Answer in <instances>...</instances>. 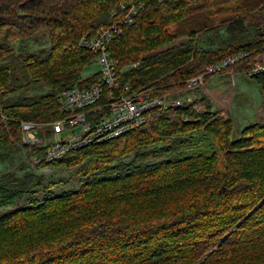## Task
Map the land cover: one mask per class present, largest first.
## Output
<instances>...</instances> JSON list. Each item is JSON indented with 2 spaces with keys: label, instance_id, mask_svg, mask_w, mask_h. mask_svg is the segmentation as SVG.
<instances>
[{
  "label": "trees",
  "instance_id": "16d2710c",
  "mask_svg": "<svg viewBox=\"0 0 264 264\" xmlns=\"http://www.w3.org/2000/svg\"><path fill=\"white\" fill-rule=\"evenodd\" d=\"M138 1L133 21L108 44L119 83L134 91L171 94L207 65L239 53L246 56L204 74L203 83L246 74L264 52V0H0V155L23 146L22 121L62 118L61 93L97 80V73L81 77L96 54L79 40ZM44 30V54L15 47ZM206 31L226 38L201 45L195 37ZM250 78L264 106V73ZM32 90L39 93H25ZM196 102L155 108L119 137L35 164L84 163L90 178L1 214L0 264H264V123L245 126L234 139L230 116ZM132 155L137 159L126 160ZM31 191L0 180V207Z\"/></svg>",
  "mask_w": 264,
  "mask_h": 264
},
{
  "label": "built area",
  "instance_id": "2783aa9c",
  "mask_svg": "<svg viewBox=\"0 0 264 264\" xmlns=\"http://www.w3.org/2000/svg\"><path fill=\"white\" fill-rule=\"evenodd\" d=\"M141 6V1L137 2V6L130 3L128 11L121 18L101 28L95 35H85L79 40L80 47L96 54L94 62L99 67L98 78L91 85L76 84L61 93L62 118L48 123H20L22 145L28 149L34 146L44 148L43 152L31 155L34 164L41 161L52 162L62 158L71 149L119 137L143 124L153 109L166 110L183 103L180 98H173L171 94L152 96L144 90H132L129 83H119L118 71L108 44L122 32L123 25H129L133 21V14ZM121 8L124 9L125 6L122 5ZM243 56L246 53L207 65L203 74L188 80L186 87H199L203 84L204 74L220 71ZM135 66L136 64H131L130 67ZM260 73H264V52L257 56L256 63L246 75L251 77ZM46 128H49V134L45 131ZM68 131L72 134L67 139L50 141L52 137Z\"/></svg>",
  "mask_w": 264,
  "mask_h": 264
},
{
  "label": "rangeland",
  "instance_id": "374dc122",
  "mask_svg": "<svg viewBox=\"0 0 264 264\" xmlns=\"http://www.w3.org/2000/svg\"><path fill=\"white\" fill-rule=\"evenodd\" d=\"M187 38L186 35L182 36L170 45L183 42ZM195 38L201 45L208 46L211 44L212 46H216L222 40H225L226 35L223 32L206 31V33H198ZM15 47L42 55L49 47L47 32L45 30L38 32L24 41L17 42ZM98 70V65L93 62L84 67L81 77H90L92 74L97 73ZM25 93L34 96L39 91L32 90ZM16 96H18V93L13 95V99ZM171 96L173 98H180L182 102L187 101L188 98H190L188 101L197 100L198 102L195 103V108L197 109H201L209 104L212 110H218L224 116H230L233 123L232 138L234 139L240 137L241 130L245 126L251 123H264L261 88L253 78L244 73L212 75L199 87H185L175 90V92L171 93ZM201 98H203V101H199ZM71 134L72 132L68 131L52 137L50 141L67 139ZM160 146H163V144H158L155 148H159ZM151 148L152 146L149 147V149ZM26 150L30 151L31 149L21 147L19 143H14L7 152L3 153L4 157L0 155V180L5 182V184H20L24 188L32 190V195L23 196L22 199L14 204L0 207V215L16 207L27 205L28 200L32 197L41 198L46 191L52 193L68 191L77 187L81 182L87 180V178H90V176L84 175L82 171V168H85L84 163L76 164L71 168H62L55 165L38 167L31 161L32 154ZM163 158V156L153 157L148 162H157ZM134 159H137L136 155H132L126 160L132 161ZM7 176L10 177L8 178Z\"/></svg>",
  "mask_w": 264,
  "mask_h": 264
}]
</instances>
